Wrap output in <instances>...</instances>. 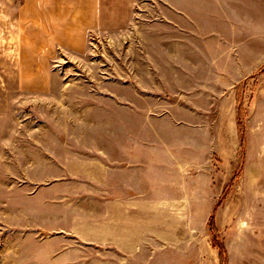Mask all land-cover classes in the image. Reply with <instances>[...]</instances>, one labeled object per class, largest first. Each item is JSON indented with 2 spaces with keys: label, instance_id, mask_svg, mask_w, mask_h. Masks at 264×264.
Listing matches in <instances>:
<instances>
[{
  "label": "rangeland",
  "instance_id": "rangeland-1",
  "mask_svg": "<svg viewBox=\"0 0 264 264\" xmlns=\"http://www.w3.org/2000/svg\"><path fill=\"white\" fill-rule=\"evenodd\" d=\"M134 1L31 65L0 0V264H264V0Z\"/></svg>",
  "mask_w": 264,
  "mask_h": 264
},
{
  "label": "crops",
  "instance_id": "crops-1",
  "mask_svg": "<svg viewBox=\"0 0 264 264\" xmlns=\"http://www.w3.org/2000/svg\"><path fill=\"white\" fill-rule=\"evenodd\" d=\"M134 2L13 0L12 6L20 37L30 40L27 48L35 59L30 58L28 61L33 65L35 62H44L45 57L49 60L59 48L73 54H82L87 50L93 33L126 28L131 21Z\"/></svg>",
  "mask_w": 264,
  "mask_h": 264
}]
</instances>
